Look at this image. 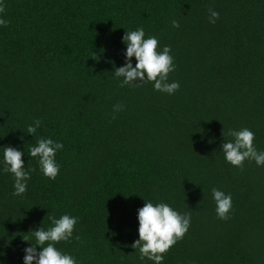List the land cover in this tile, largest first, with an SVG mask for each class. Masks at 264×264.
Returning a JSON list of instances; mask_svg holds the SVG:
<instances>
[{
	"label": "trees",
	"instance_id": "trees-1",
	"mask_svg": "<svg viewBox=\"0 0 264 264\" xmlns=\"http://www.w3.org/2000/svg\"><path fill=\"white\" fill-rule=\"evenodd\" d=\"M3 4L0 147H19L25 167L37 168L23 197L0 171L3 264H23L29 231L65 213L79 219L73 239L56 246L80 264H153L133 247L146 201L192 213L164 264H264V167H233L220 149L230 130L248 127L264 150V0ZM210 8L220 13L215 24ZM139 27L171 47L174 95L152 83L120 87L114 78L125 62L123 37ZM117 104L123 108L114 112ZM37 118L32 137L27 127ZM39 137L64 144L55 180L28 155ZM213 187L232 195L228 220L216 215Z\"/></svg>",
	"mask_w": 264,
	"mask_h": 264
},
{
	"label": "clouds",
	"instance_id": "clouds-1",
	"mask_svg": "<svg viewBox=\"0 0 264 264\" xmlns=\"http://www.w3.org/2000/svg\"><path fill=\"white\" fill-rule=\"evenodd\" d=\"M5 7L0 0V27H7L9 21L4 18ZM209 23L215 24L220 13L209 9ZM173 28H179L178 20L171 21ZM126 45L124 52V65L114 70V78L119 81L120 87H138L140 84L152 83L154 91L174 95L180 89L178 81L169 82V73L176 70L174 56L170 46L160 47L158 38L154 35L146 37L143 27L127 30L122 41ZM96 57V54H94ZM133 57L135 66H133ZM123 105L113 106V111L118 112ZM115 118V117H113ZM42 126L41 119H35L27 127V134L37 136L38 129ZM229 135L232 140L223 141L220 149L224 159L231 166L243 168L245 161H255L257 167H264V150H258L254 145L255 133L248 127L239 130L232 129ZM64 149L63 142L50 137H39L35 145L28 149V155L36 158L39 171L44 177L55 180L60 174L61 165L57 162V153ZM0 171L11 174L14 181L12 195L23 197L28 191L32 173L37 168L25 167L24 150L12 145L0 147ZM211 195L216 204V215L221 220H228L233 208L232 195L219 188H211ZM146 201V200H145ZM50 226L38 227L32 234V243L24 249L23 264H80L70 253L57 248L61 241L70 242L74 236V229L78 217L62 214L59 218L47 215ZM139 239L133 244L139 250L141 261L147 259L153 264H164L165 254L177 244L188 232L192 213H181L171 204L160 201L153 203L146 201L143 207L137 210ZM79 237L77 236L76 239ZM24 241H28L27 238ZM39 249V251H38ZM0 264H3L0 261Z\"/></svg>",
	"mask_w": 264,
	"mask_h": 264
}]
</instances>
